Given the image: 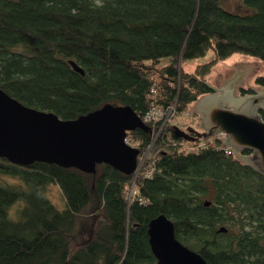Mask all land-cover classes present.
<instances>
[{
  "label": "trees",
  "instance_id": "16d2710c",
  "mask_svg": "<svg viewBox=\"0 0 264 264\" xmlns=\"http://www.w3.org/2000/svg\"><path fill=\"white\" fill-rule=\"evenodd\" d=\"M241 1L251 10L230 11L221 0H0V90L64 120L105 104L139 118L151 106L187 112L211 92L202 82L214 63L238 53L264 66V0ZM208 51V61L181 69ZM254 83L264 89V68ZM259 115L264 121V108ZM157 126L126 133L137 163ZM203 141L186 151L188 142L161 128L150 146L153 172L134 180L143 203L127 199L132 172L0 157V264H156L146 225L160 214L206 264H264V176L232 159L220 139ZM48 184L62 208L46 198Z\"/></svg>",
  "mask_w": 264,
  "mask_h": 264
},
{
  "label": "water",
  "instance_id": "95a60500",
  "mask_svg": "<svg viewBox=\"0 0 264 264\" xmlns=\"http://www.w3.org/2000/svg\"><path fill=\"white\" fill-rule=\"evenodd\" d=\"M263 67L261 61L223 64L211 82L215 87L202 82L211 92L186 105L200 115L195 124L201 132L191 126L184 131L172 126L171 133L184 140H188L187 132L194 135L193 139L219 135L220 142L232 152V159L264 176V121L259 115L264 108V90L248 85V78ZM237 86L255 91L238 96ZM135 128L146 131L148 127L126 105L105 104L64 120L52 112L24 106L0 90V157L17 165L38 161L93 173L95 165L103 163L131 173L138 150L127 145L124 138ZM244 150L248 153H239ZM217 231L225 229L219 227ZM146 234L156 264H206L198 253L174 237L172 222L164 215L147 222Z\"/></svg>",
  "mask_w": 264,
  "mask_h": 264
},
{
  "label": "rangeland",
  "instance_id": "374dc122",
  "mask_svg": "<svg viewBox=\"0 0 264 264\" xmlns=\"http://www.w3.org/2000/svg\"><path fill=\"white\" fill-rule=\"evenodd\" d=\"M221 2L223 4L222 7L227 9V10H230V11H237V12H244L245 11V8L248 9V7H246L245 5H243L242 1L241 0H221ZM245 8H244V7ZM250 9V8H249ZM248 9V10H249ZM251 10V9H250ZM211 54L212 52L211 51H208L207 53H205L203 56H200V57H197V58H192V59H186V60H181L180 61V67L182 70L184 71H187V72H191L193 70V68L195 67V65L197 64H200V63H203V62H206L208 61L210 58H211ZM233 61H244V62H249V61H259L258 59L256 58H252V57H249V56H244L242 54H235V55H232L230 57H228L227 59H224V60H221V61H218L216 63H214L210 69H209V72L208 74L206 75V82L209 83L210 85H213L211 84L214 76L219 72V70L221 69V66L223 64L225 65H230ZM168 62V58L167 57H161L159 58V61H158V65H165L166 63ZM264 68V67H263ZM263 68L260 72H258L257 74L255 75H252L248 78V85L250 86H258L254 83V78L255 76L259 75L262 73L263 71ZM215 87V85H213ZM245 88H248V89H251L252 91H255L253 90L252 88L250 87H245ZM238 88L236 87V95H244L246 93H243L241 94V90H237ZM264 90V89H263ZM192 104V103H191ZM190 104V105H191ZM174 109V108H173ZM173 114L174 116L172 118H169L167 121H165L162 125H161V128L167 126V127H172V126H179V127H182L183 125L185 124H189L191 121H193V123L196 122V118H195V114H194V111L192 109H188L187 112H182V113H176L175 112V109L173 110ZM158 125V124H157ZM160 126V124H159ZM157 126V127H159ZM178 127V128H179ZM161 128L159 129V131L161 130ZM158 131V133H159ZM158 133L156 132V129L153 128V130H151V134H152V138H151V141L158 135ZM204 139H208V140H211V137H207V138H200L199 140H197L195 143H184V145H182L181 148L183 147H187L186 148V151L187 150H194L195 148L199 147L200 145H204L205 144V141H203ZM150 141V143H151ZM150 143L147 147V149L141 154V156L139 157L138 159V163L136 161V167L134 169V171L132 172L133 173V177L131 179V182L127 188V199H133V198H138V189L137 187L135 186L134 184V180H135V177L138 175V174H141L143 175V171H144V164L146 162H149V163H153V157H154V154L150 151ZM184 150V149H183ZM150 157V159H149ZM146 159V160H145ZM150 161H149V160ZM145 162V163H144ZM154 165V164H153ZM139 166V169L136 171V169L138 168ZM142 170V171H141ZM143 173V174H142ZM135 191L136 193L133 195V193L130 194V191ZM45 196L46 198L58 209L62 208L63 207V201L61 199V196H60V193L57 189V187L53 184H48L46 186V190H45ZM17 202L16 203H13L10 207H9V211H8V215L14 219L15 218V211L17 210V206H16Z\"/></svg>",
  "mask_w": 264,
  "mask_h": 264
},
{
  "label": "built area",
  "instance_id": "2783aa9c",
  "mask_svg": "<svg viewBox=\"0 0 264 264\" xmlns=\"http://www.w3.org/2000/svg\"><path fill=\"white\" fill-rule=\"evenodd\" d=\"M173 105L170 104L168 106H165V107H157V106H151L148 108V110L142 115V117L140 118V120L145 124V125H150L151 127L152 126H160L157 127V130L156 132L158 133L159 129L161 128V125L167 121L169 118H172L174 116L173 114ZM124 142L129 145V146H132L131 142L128 141V139L125 137L124 138ZM133 147V146H132ZM187 147H183L184 150H186ZM142 157V156H141ZM145 163V162H144ZM144 171H143V177L144 178H148L151 173L153 172L154 170V165L153 163H149V162H146L144 164ZM139 169V166L138 168L136 169V171ZM133 193V195L136 193L134 190L130 191V194ZM137 202L138 203H143V199L138 196V198H136Z\"/></svg>",
  "mask_w": 264,
  "mask_h": 264
},
{
  "label": "flooded vegetation",
  "instance_id": "af4514ba",
  "mask_svg": "<svg viewBox=\"0 0 264 264\" xmlns=\"http://www.w3.org/2000/svg\"><path fill=\"white\" fill-rule=\"evenodd\" d=\"M237 90L239 91V90H241V89H243L242 87H239V86H237ZM245 89V88H244ZM197 116L198 117H200V115L199 114H197V113H195V118H197ZM196 121H197V119H195ZM186 126H191V127H193V128H196L199 132H201L199 129H198V125H196L195 123H193V121H191L189 124H185V125H183L182 127H179V129L180 130H185V128H186ZM170 131H171V127H170ZM174 136V135H173ZM186 136L188 137V140H184V139H182V138H180V139H182V140H184V141H186V142H188V143H195L197 140H199L200 138H197V139H193L194 138V135L191 133V132H187V134H186ZM175 137V136H174ZM212 137H215L216 139H220V136L219 135H214V136H212ZM211 137V138H212ZM177 138H179V137H177ZM155 139V138H154ZM154 139L151 141V143H150V145H152V143H153V141H154ZM229 149V148H228ZM230 150V149H229ZM242 152H245V153H242ZM239 153L240 154H247L248 152L247 151H239Z\"/></svg>",
  "mask_w": 264,
  "mask_h": 264
},
{
  "label": "crops",
  "instance_id": "0c3cea01",
  "mask_svg": "<svg viewBox=\"0 0 264 264\" xmlns=\"http://www.w3.org/2000/svg\"><path fill=\"white\" fill-rule=\"evenodd\" d=\"M235 54H238V53H233V54H231L230 56L235 55ZM230 56H229V57H230ZM244 56H246V55H244ZM249 57H250V56H249ZM227 58H228V57H227ZM227 58H226V59H227ZM252 58H253V57H252ZM208 84H209V83H208ZM212 86H213V85H212ZM192 110H193V109H192ZM193 111H194V114H195V113H196L195 110H193Z\"/></svg>",
  "mask_w": 264,
  "mask_h": 264
},
{
  "label": "bare ground",
  "instance_id": "6f19581e",
  "mask_svg": "<svg viewBox=\"0 0 264 264\" xmlns=\"http://www.w3.org/2000/svg\"><path fill=\"white\" fill-rule=\"evenodd\" d=\"M149 159H150V157H149ZM149 159H148V160H149ZM145 160H146V159H145ZM149 161H150V160H149ZM141 171H142V170H141Z\"/></svg>",
  "mask_w": 264,
  "mask_h": 264
}]
</instances>
